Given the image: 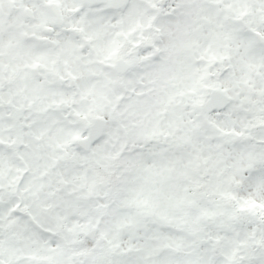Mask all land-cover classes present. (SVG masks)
I'll use <instances>...</instances> for the list:
<instances>
[{"label":"snow or ice","instance_id":"snow-or-ice-1","mask_svg":"<svg viewBox=\"0 0 264 264\" xmlns=\"http://www.w3.org/2000/svg\"><path fill=\"white\" fill-rule=\"evenodd\" d=\"M0 264H264V0H0Z\"/></svg>","mask_w":264,"mask_h":264}]
</instances>
